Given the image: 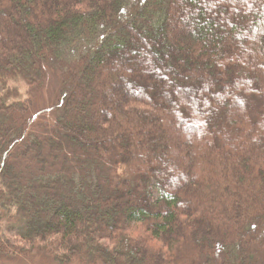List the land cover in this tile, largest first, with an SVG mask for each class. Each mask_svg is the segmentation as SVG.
<instances>
[{"label":"trees","instance_id":"obj_1","mask_svg":"<svg viewBox=\"0 0 264 264\" xmlns=\"http://www.w3.org/2000/svg\"><path fill=\"white\" fill-rule=\"evenodd\" d=\"M77 261L264 264V0H0V264Z\"/></svg>","mask_w":264,"mask_h":264},{"label":"rangeland","instance_id":"obj_2","mask_svg":"<svg viewBox=\"0 0 264 264\" xmlns=\"http://www.w3.org/2000/svg\"><path fill=\"white\" fill-rule=\"evenodd\" d=\"M56 84H58L57 81L53 80V86H55ZM12 86L19 89V91H20L19 93H22L23 97L25 98V96L27 95L26 85L23 83L22 79H20V78L13 79L12 80ZM22 95H21V97H22ZM6 218H7V215L3 219L2 230H3V232H11L12 223L10 221L6 220ZM7 264H18V263H7ZM72 264H92V263H85L82 261H77V262H74Z\"/></svg>","mask_w":264,"mask_h":264}]
</instances>
